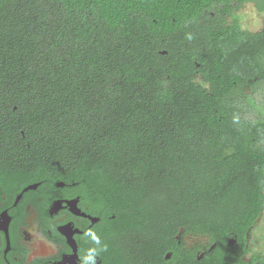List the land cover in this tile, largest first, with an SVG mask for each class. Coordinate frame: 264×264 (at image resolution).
<instances>
[{"label": "trees", "instance_id": "16d2710c", "mask_svg": "<svg viewBox=\"0 0 264 264\" xmlns=\"http://www.w3.org/2000/svg\"><path fill=\"white\" fill-rule=\"evenodd\" d=\"M248 3L264 12V0H0V150L15 149L11 133L36 167L87 185L116 215L118 264H158L182 226L216 243L201 263L264 264L241 257L264 211V100L251 94L264 27L228 21Z\"/></svg>", "mask_w": 264, "mask_h": 264}, {"label": "flooded vegetation", "instance_id": "af4514ba", "mask_svg": "<svg viewBox=\"0 0 264 264\" xmlns=\"http://www.w3.org/2000/svg\"><path fill=\"white\" fill-rule=\"evenodd\" d=\"M7 138L15 149L0 150V264H118L116 215L98 205L69 170L36 167L34 158L17 151V138ZM188 233L183 226L176 232L158 264H206L201 261L210 252L188 250ZM229 244L238 245L237 234ZM241 257L247 261L245 253Z\"/></svg>", "mask_w": 264, "mask_h": 264}, {"label": "rangeland", "instance_id": "374dc122", "mask_svg": "<svg viewBox=\"0 0 264 264\" xmlns=\"http://www.w3.org/2000/svg\"><path fill=\"white\" fill-rule=\"evenodd\" d=\"M229 22L236 21L242 29L250 31H259L264 27V12H259L252 3L246 4L240 10L234 12L229 17ZM263 86V88H261ZM256 90L251 91L253 96L263 102L264 84ZM215 242L208 235L188 233L184 238V244L190 251L211 252ZM254 256L264 257V211L253 227L248 232V242L245 251L246 260L249 261Z\"/></svg>", "mask_w": 264, "mask_h": 264}, {"label": "water", "instance_id": "95a60500", "mask_svg": "<svg viewBox=\"0 0 264 264\" xmlns=\"http://www.w3.org/2000/svg\"><path fill=\"white\" fill-rule=\"evenodd\" d=\"M232 243V242H231Z\"/></svg>", "mask_w": 264, "mask_h": 264}]
</instances>
